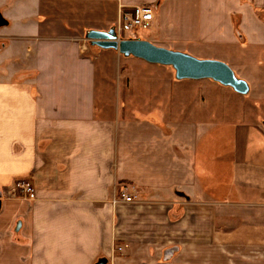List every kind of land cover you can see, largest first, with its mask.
<instances>
[{
    "label": "crops",
    "instance_id": "1",
    "mask_svg": "<svg viewBox=\"0 0 264 264\" xmlns=\"http://www.w3.org/2000/svg\"><path fill=\"white\" fill-rule=\"evenodd\" d=\"M146 4L145 39L238 75L264 45V0H0V264H264V84L103 50L107 81L81 33Z\"/></svg>",
    "mask_w": 264,
    "mask_h": 264
},
{
    "label": "water",
    "instance_id": "2",
    "mask_svg": "<svg viewBox=\"0 0 264 264\" xmlns=\"http://www.w3.org/2000/svg\"><path fill=\"white\" fill-rule=\"evenodd\" d=\"M86 38L103 49H115L125 56L171 66L177 79H213L232 87L240 94L250 91L248 81L238 77L228 63L219 59L199 58L184 51L157 45L144 38L121 39L114 27L109 30L89 29L86 31Z\"/></svg>",
    "mask_w": 264,
    "mask_h": 264
},
{
    "label": "rangeland",
    "instance_id": "3",
    "mask_svg": "<svg viewBox=\"0 0 264 264\" xmlns=\"http://www.w3.org/2000/svg\"><path fill=\"white\" fill-rule=\"evenodd\" d=\"M92 16V15H91ZM89 18V17H88ZM114 27L117 32H118V36L121 39H125V38H135L134 35L129 34L131 33L130 31L126 30L125 28H120V26H112ZM109 27L107 29L104 30H109ZM150 30V29H149ZM141 31L140 32V38H144L147 37L148 31ZM82 38H83V43L87 46L89 53L91 56L94 57L95 63L99 64V62H101V66H102V70L98 71V74H101L103 77L107 78V75L109 76V78L107 79V81L110 82H115L117 80V75L113 74V70H111L110 68V63L112 62V59L109 57V55H101V51L103 50H115V49H103L101 47H99L98 45H94L92 44V42L86 38V30L81 33ZM117 54H120L123 58H127L124 54L120 53L118 50ZM188 53V52H187ZM237 57L239 58L238 61V65H239V75L237 74L238 77H245L244 79L248 81V83H251L253 87V91L257 92L260 88L261 83L264 84V73H260L258 69H260V65L264 66V45H257V46H251L249 51H242L239 52L237 54ZM127 64L125 65V62L123 61V67H126ZM96 67L99 68V65ZM103 68H106V70H104ZM109 68V70H108ZM170 68V70H174L173 67H168ZM126 73H129V69L128 68H122V74L123 75L121 77L122 82H126V83H130L131 79L129 77V75H125ZM236 73V72H235ZM97 80H98V76H97ZM101 81V80H100ZM250 85V84H249Z\"/></svg>",
    "mask_w": 264,
    "mask_h": 264
},
{
    "label": "built area",
    "instance_id": "4",
    "mask_svg": "<svg viewBox=\"0 0 264 264\" xmlns=\"http://www.w3.org/2000/svg\"><path fill=\"white\" fill-rule=\"evenodd\" d=\"M155 20L154 8L150 4L139 5L134 7L131 11H124L121 17L120 28H125L130 31L135 38H140L141 31H147L151 28L153 21ZM17 186L22 190L25 196L28 198H34L35 190L33 186L27 182H18ZM120 199L125 202L134 201L135 196L131 195L126 190H123L119 194ZM122 248H119L121 250Z\"/></svg>",
    "mask_w": 264,
    "mask_h": 264
}]
</instances>
